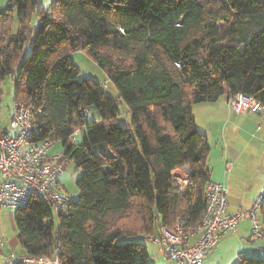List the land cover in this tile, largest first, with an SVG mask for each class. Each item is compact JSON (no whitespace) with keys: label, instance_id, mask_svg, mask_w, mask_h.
I'll return each instance as SVG.
<instances>
[{"label":"trees","instance_id":"obj_1","mask_svg":"<svg viewBox=\"0 0 264 264\" xmlns=\"http://www.w3.org/2000/svg\"><path fill=\"white\" fill-rule=\"evenodd\" d=\"M77 51L105 71L116 99L79 79L69 58ZM8 75L14 102L35 115L42 109L31 141H61L60 162L81 171L78 196L56 224L39 196L13 211L25 255L58 264H149L136 237H157L178 219L189 232L205 208L209 148L191 105L240 93L264 106V0H51L48 8L7 0L0 94ZM116 101L129 125L117 122ZM89 107L97 117L84 121ZM76 130L77 142L70 139ZM183 167L181 187L172 172ZM261 216L264 232V203ZM236 264H264V257L242 254Z\"/></svg>","mask_w":264,"mask_h":264},{"label":"built area","instance_id":"obj_2","mask_svg":"<svg viewBox=\"0 0 264 264\" xmlns=\"http://www.w3.org/2000/svg\"><path fill=\"white\" fill-rule=\"evenodd\" d=\"M106 85V82L102 84L104 88ZM227 105L233 114L258 112L264 120V106L251 97L237 93L227 98ZM41 114L42 109L39 108L36 115ZM80 114L87 116L88 112L81 109ZM36 115L25 102H14L9 121L12 134L0 133V210L7 208L14 211L24 206L31 197L39 196L57 214L65 213L71 199L58 184V176L64 172L60 156L49 155L53 146L51 141H31L41 126ZM259 128L260 125L257 126ZM76 136H81L79 130L73 132L70 139L78 141ZM181 170L175 169L172 175L183 187L188 176ZM204 195L205 208L193 230L185 232L183 221L178 219L172 228L162 227L157 237L149 238L172 264H203L220 238L234 232L244 218L249 220L252 235L264 238L258 215L264 203V192L257 196L248 210L237 208L233 213L227 211L225 183L209 181ZM18 263L58 264V261L43 255H25L14 258L9 264Z\"/></svg>","mask_w":264,"mask_h":264},{"label":"rangeland","instance_id":"obj_3","mask_svg":"<svg viewBox=\"0 0 264 264\" xmlns=\"http://www.w3.org/2000/svg\"><path fill=\"white\" fill-rule=\"evenodd\" d=\"M39 4L48 8L50 6L51 0H38ZM36 19L33 20L32 25L36 24ZM33 31V30H32ZM31 49L30 42H27L23 48V57L29 55ZM70 60L78 68L79 79L90 78L94 82L102 85L106 82V87L103 88L104 93L113 99L117 98V91L113 84L108 79L105 71L99 67L85 52L77 51L69 54ZM1 94H0V105H1V124L4 125V129L9 135L12 131L9 129L8 112L12 109L14 103V96L16 92V87L12 80L11 75H8L1 83ZM118 116L117 122L123 126L129 125V115L127 113L126 106L121 102H118ZM228 107L225 103L223 96L219 97L215 101L201 102L191 105V112L195 120V126L199 133L203 134L207 138V145L209 148V154L207 158V165L211 168L212 163L216 157H221L223 150V143L221 139V129L223 127H230L231 122L227 124L226 115ZM89 116L84 118V121H90L97 117V111L93 107L88 108ZM82 132V130H81ZM227 138L226 143L236 154L232 156L233 169L231 173V182L235 194H239V197L247 193V196L259 195L264 192V144L261 146H254L249 142V138H242L241 140L232 137ZM76 139L80 140V136H76ZM63 147L61 141H55L53 146L49 150V155L60 156ZM239 155V156H238ZM234 159L233 157H237ZM64 172L62 175L58 176L59 187L62 188L64 193H66L71 200H75L78 196V189L75 185L76 178L80 175V170L75 168L73 162L63 161L62 162ZM182 171V170H181ZM188 173V169L183 170ZM182 171V172H183ZM178 172V171H175ZM236 195V196H237ZM12 210L2 209L0 212V234H4L7 238H13L16 235V230L12 220ZM53 221L57 223V213L52 210ZM259 219L262 227V216L261 211L258 212ZM243 225V231L245 232L247 242L249 246L264 247V239L261 237L253 236L250 232L249 222L246 219H241L239 223ZM237 230V227L235 231ZM136 239L142 240L146 243L149 252V264H172L169 262L159 251L157 245L149 240L146 236H137ZM247 256L251 257H264L259 256V254L254 251L246 252ZM213 257V256H212ZM226 257H231L230 250L227 251ZM206 259H211L209 255ZM205 261V260H204Z\"/></svg>","mask_w":264,"mask_h":264},{"label":"crops","instance_id":"obj_4","mask_svg":"<svg viewBox=\"0 0 264 264\" xmlns=\"http://www.w3.org/2000/svg\"><path fill=\"white\" fill-rule=\"evenodd\" d=\"M7 3V0H0V9ZM224 97V96H223ZM225 103L227 105V98L224 97ZM118 103V101H116ZM228 107V105H227ZM1 110V105H0ZM228 114L226 115L227 124L231 122L230 127L227 126L221 129V139L223 145V150L221 153V157H216L214 162L211 165V175L210 180L214 182H223L227 186V211L229 213H233L237 208H241L243 210H248L253 201L257 198V195L251 193V196H247V193L243 194L239 197V194H235L233 185L231 182V173L233 169L232 156L234 154L237 155L226 143L227 131L228 138L232 137L241 140L246 137L249 138V142H251L254 146H261L264 144V120L262 114L258 112H246L244 114L236 115L233 114L229 107L227 110ZM11 117V109L8 112V121H10ZM260 125V128L257 129V126ZM4 125L1 124V112H0V133H6V129L3 128ZM79 141V140H78ZM77 142V141H76ZM239 156V155H238ZM233 157L234 159L238 158ZM182 170L188 169L187 167L181 168ZM58 184L59 181H58ZM237 195V196H236ZM6 210H10L7 208H2ZM1 209V210H2ZM0 210V212H1ZM13 212V211H12ZM13 214V213H12ZM246 219V218H244ZM246 221L249 222L248 219ZM240 222V221H239ZM242 222L238 223L237 230L223 235L217 245L212 249V251L206 255L203 260V264H236L239 256L242 254H247L246 252H254L256 251L259 256L264 255V247H255L249 246L247 243L250 239L246 236L243 229ZM250 226V223H249ZM250 228V227H249ZM251 232V231H250ZM252 234V233H251ZM193 238V237H192ZM264 239V238H263ZM0 264H9L14 258L19 256H25V253L21 249L18 244L16 235L13 238H7L4 234H0ZM158 247V246H157ZM230 250L231 257H226L227 251ZM209 255H211V259H206ZM213 256V257H212ZM33 264V263H30Z\"/></svg>","mask_w":264,"mask_h":264}]
</instances>
